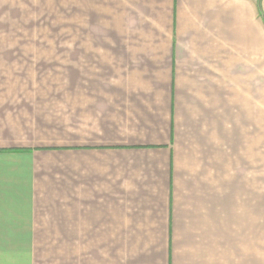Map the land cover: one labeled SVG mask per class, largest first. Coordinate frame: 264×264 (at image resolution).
I'll return each instance as SVG.
<instances>
[{
  "label": "crops",
  "instance_id": "0c3cea01",
  "mask_svg": "<svg viewBox=\"0 0 264 264\" xmlns=\"http://www.w3.org/2000/svg\"><path fill=\"white\" fill-rule=\"evenodd\" d=\"M259 1L0 0V264H264Z\"/></svg>",
  "mask_w": 264,
  "mask_h": 264
},
{
  "label": "rangeland",
  "instance_id": "374dc122",
  "mask_svg": "<svg viewBox=\"0 0 264 264\" xmlns=\"http://www.w3.org/2000/svg\"><path fill=\"white\" fill-rule=\"evenodd\" d=\"M262 10H264V0L262 3ZM47 71H0V91L10 92L12 87L25 83L24 77L45 76ZM40 247H31V250L39 252ZM61 248V247H59ZM0 252L10 253L17 252V248L10 249L9 247H0Z\"/></svg>",
  "mask_w": 264,
  "mask_h": 264
},
{
  "label": "water",
  "instance_id": "95a60500",
  "mask_svg": "<svg viewBox=\"0 0 264 264\" xmlns=\"http://www.w3.org/2000/svg\"><path fill=\"white\" fill-rule=\"evenodd\" d=\"M261 3H262V0L259 1V7H260V9H261Z\"/></svg>",
  "mask_w": 264,
  "mask_h": 264
}]
</instances>
